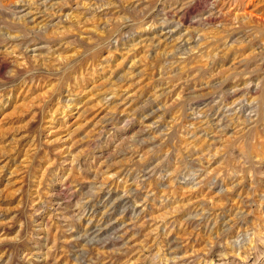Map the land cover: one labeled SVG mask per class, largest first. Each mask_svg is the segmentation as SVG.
Wrapping results in <instances>:
<instances>
[{
    "label": "rangeland",
    "instance_id": "rangeland-1",
    "mask_svg": "<svg viewBox=\"0 0 264 264\" xmlns=\"http://www.w3.org/2000/svg\"><path fill=\"white\" fill-rule=\"evenodd\" d=\"M264 264V0H0V264Z\"/></svg>",
    "mask_w": 264,
    "mask_h": 264
},
{
    "label": "clouds",
    "instance_id": "clouds-1",
    "mask_svg": "<svg viewBox=\"0 0 264 264\" xmlns=\"http://www.w3.org/2000/svg\"><path fill=\"white\" fill-rule=\"evenodd\" d=\"M156 259L160 260L161 264H176V261L183 259V257L172 256L171 260H169L166 256L161 257L160 253L158 252L156 254Z\"/></svg>",
    "mask_w": 264,
    "mask_h": 264
}]
</instances>
